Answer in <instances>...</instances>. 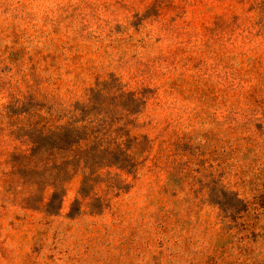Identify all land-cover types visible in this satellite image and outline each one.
Wrapping results in <instances>:
<instances>
[{
	"label": "rangeland",
	"instance_id": "1",
	"mask_svg": "<svg viewBox=\"0 0 264 264\" xmlns=\"http://www.w3.org/2000/svg\"><path fill=\"white\" fill-rule=\"evenodd\" d=\"M114 77L148 91L154 164L54 217L0 177V264H264V0H0V107Z\"/></svg>",
	"mask_w": 264,
	"mask_h": 264
},
{
	"label": "trees",
	"instance_id": "2",
	"mask_svg": "<svg viewBox=\"0 0 264 264\" xmlns=\"http://www.w3.org/2000/svg\"><path fill=\"white\" fill-rule=\"evenodd\" d=\"M10 99L0 107V137L20 147L0 159V177L9 191L16 185L30 195L29 212L57 216L67 185L77 177L85 200L105 203L109 192L119 189L103 179L119 178L113 171L136 177L158 157L157 136L143 133L155 130L153 121H145L148 91H132L116 77L97 83L74 103L37 95Z\"/></svg>",
	"mask_w": 264,
	"mask_h": 264
}]
</instances>
